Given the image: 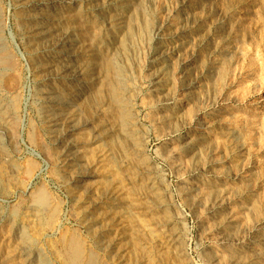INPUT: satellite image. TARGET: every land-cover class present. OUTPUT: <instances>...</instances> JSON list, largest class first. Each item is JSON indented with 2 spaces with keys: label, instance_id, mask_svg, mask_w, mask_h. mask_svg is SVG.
<instances>
[{
  "label": "rangeland",
  "instance_id": "rangeland-1",
  "mask_svg": "<svg viewBox=\"0 0 264 264\" xmlns=\"http://www.w3.org/2000/svg\"><path fill=\"white\" fill-rule=\"evenodd\" d=\"M42 1L24 0L19 7L17 0H0V56L4 57L0 58V116L6 117L0 133V264H67L74 246L84 262L91 258L94 264H264V0H116L104 6L106 13H123L124 21L129 13L141 14L144 9L152 23L145 32H137L134 44L130 42L131 58L124 66L134 119L125 117L137 123L133 146L139 155L115 146L116 161L132 156L130 170H118L110 154L102 158L95 146L87 151V160L98 164L103 176L100 189L120 186L121 217L115 218L116 223L110 214L88 229L82 225L77 202L83 192L69 181L62 167V147L46 127L43 114L44 107L49 109L48 99L39 88L49 82L32 72L26 43L29 24L21 21ZM70 1L74 4L48 5L42 14H65L70 7L68 18L73 23L68 27H79L82 15L73 10L80 2ZM92 20L98 23L97 18ZM80 24L88 34L95 29L94 21ZM113 31H107L108 36L117 33ZM84 49L76 44L75 54L82 55ZM47 54L53 56L54 51H42L43 58ZM85 59L91 57L80 61ZM87 67L84 80L91 73ZM7 75L14 78L9 87L4 86ZM54 84L60 91L72 86L65 79ZM98 85L92 86L94 92ZM103 96L97 91V104ZM100 106L104 114L84 100L76 111L78 120L92 124L110 120L107 106L103 102ZM148 183L156 194H150ZM41 199L47 202L41 204ZM159 222L180 237L178 244L166 240Z\"/></svg>",
  "mask_w": 264,
  "mask_h": 264
},
{
  "label": "bare ground",
  "instance_id": "bare-ground-1",
  "mask_svg": "<svg viewBox=\"0 0 264 264\" xmlns=\"http://www.w3.org/2000/svg\"><path fill=\"white\" fill-rule=\"evenodd\" d=\"M24 0H17V5L21 7L20 4H23ZM29 1V0H27ZM78 3L75 11L73 12L76 15H82V18L79 19V27L71 28L70 24L73 23L70 17L72 13V9L67 7L69 12L67 11L65 14L63 12L56 13L52 12V14H42L43 9H48V5H52L57 2L62 3H72L70 0H44V4L42 6L35 7L32 12L26 16H23L21 21H26L28 26V54L31 60L32 72L38 78H46L49 83H45L48 85L46 88H39V91L43 98L48 99V107L44 111V117L46 118V127L49 128V133L51 136L55 137L58 140V144L61 149V155L63 160H61L62 167L64 171L69 176V181L75 184L78 189L82 190V197L78 202L79 208L82 210L81 222L84 227L91 228L93 225L100 223L103 219L111 216L112 221L119 219L120 214H118L117 209L120 208V189L117 187L113 190L109 191L107 189H100L101 178H103L102 174L99 173L98 164L90 163L87 160V151L90 146L97 147L99 153H101V157L105 158L106 156L111 157V160L114 163H117L115 158V153H113L114 147H120V150L126 154L131 155H139L133 146V140L136 139L137 131L134 120L128 121L125 116L130 117V119H134L133 109L129 104L130 96L126 89L125 76H124V66L129 63L130 60V52H129V44L133 39L137 36V32L144 29H148L151 25L148 17H146V11L142 10V13L133 12L132 14L127 15L126 21H124L123 13L121 14H111V11L108 13L104 12V6L108 3L116 0H97V3H94L95 0H78ZM128 2V1H127ZM146 2V1H145ZM16 4L15 2H13ZM125 3V2H124ZM143 3V2H140ZM148 2H146V5ZM68 4V5H69ZM121 4V3H120ZM130 4V3H129ZM126 4L127 6H130ZM137 4V3H136ZM55 5V4H54ZM53 5V6H54ZM139 5V4H137ZM136 5V6H137ZM145 5V4H144ZM140 7V5H139ZM143 8V7H141ZM119 9V8H118ZM134 9V8H133ZM138 9V8H137ZM140 10V9H139ZM120 10H118L119 12ZM150 11V10H149ZM117 12V11H116ZM17 13V12H16ZM27 14V12L25 11ZM121 13V12H120ZM126 14V13H125ZM17 15V14H16ZM85 15V17H83ZM100 16V17H99ZM17 17V16H16ZM79 17V16H78ZM90 17V19H89ZM92 17L98 19V23L94 21L95 29L92 33L88 34L87 31L84 30L83 24L92 22ZM123 19V21H122ZM100 20V21H99ZM86 21V22H85ZM97 21V20H96ZM152 21V20H151ZM17 22V21H16ZM76 21L75 23H77ZM56 23V24H55ZM124 23H126L124 25ZM97 24V25H96ZM154 25V23H153ZM75 26V25H74ZM224 26V25H223ZM23 27V26H22ZM21 27V28H22ZM94 27V26H93ZM92 27V28H93ZM155 27V26H154ZM222 27V26H221ZM86 28V27H85ZM27 30V29H26ZM112 32L113 30L117 33L109 36L107 31ZM143 30V31H144ZM113 31V32H114ZM148 31V30H147ZM145 32V31H144ZM151 33V32H150ZM149 33V34H150ZM157 33V32H156ZM27 34V33H26ZM219 34V32H218ZM24 35V34H23ZM153 36V35H152ZM149 38V37H147ZM226 38V37H225ZM150 39V38H149ZM141 41V39L139 38ZM145 40V39H143ZM152 40V39H151ZM221 40V38H220ZM225 40V39H224ZM81 43L85 49L83 50V54L76 53L75 46L76 44ZM141 42L138 41V44ZM146 43V41H145ZM202 43V42H201ZM5 44V43H4ZM134 44V42H133ZM147 44V43H146ZM132 45V44H131ZM141 45V44H140ZM138 45V47L140 46ZM145 45V44H144ZM78 46V45H77ZM81 46V45H80ZM136 46V45H135ZM3 47V46H2ZM146 47V46H145ZM224 48V47H223ZM6 49V48H5ZM53 50V56L48 55L45 58L42 57L43 50ZM140 49V47H139ZM142 49V48H141ZM145 49V48H144ZM220 49V48H219ZM218 49V50H219ZM227 49V48H226ZM225 49V50H226ZM3 50V49H2ZM8 50V49H7ZM138 50V48H137ZM133 51V50H132ZM144 51V50H143ZM5 52V51H4ZM6 53V52H5ZM143 53V52H142ZM230 53V52H229ZM135 54V52H134ZM161 54V53H159ZM6 55V54H5ZM9 55V54H8ZM11 55V54H10ZM136 55V54H135ZM139 55V53H138ZM136 55V56H138ZM162 55V54H161ZM7 56V55H6ZM21 56V54H20ZM91 57L88 61H80L81 58ZM28 57V58H29ZM0 58L4 59L3 55ZM9 58V57H7ZM137 58V57H136ZM140 59V58H139ZM133 60V59H132ZM5 61V60H4ZM139 61V60H138ZM161 61V60H160ZM79 62V63H78ZM81 62V63H80ZM133 62V61H132ZM131 62V63H132ZM7 63V62H6ZM130 63V64H131ZM135 63V61H134ZM143 63V62H142ZM165 64V62H164ZM6 65V64H5ZM133 65V64H132ZM160 65V64H159ZM86 66L90 67V76L88 80H84V75L86 73ZM163 66V63H162ZM161 66V67H162ZM167 66V64H166ZM87 67V69H88ZM127 67V66H126ZM163 69V68H162ZM161 69V70H162ZM156 70V69H155ZM167 70V69H166ZM160 71V70H159ZM1 73V72H0ZM8 73V72H7ZM157 73V71H156ZM3 74V73H2ZM110 75V76H109ZM135 75V74H133ZM1 76V75H0ZM163 76V75H162ZM166 76V75H165ZM137 77V76H136ZM161 77V75H160ZM167 78V77H166ZM166 78L164 80H166ZM3 79V78H1ZM56 79H65L72 86L69 91H60L58 87H56L55 80ZM4 86H10L14 81L13 76L7 75L4 77ZM128 80V79H127ZM132 80V79H131ZM159 80V79H158ZM157 81V80H156ZM155 81V82H156ZM168 81V80H167ZM99 84L96 88V92L92 89L93 85ZM129 83V82H128ZM134 83V81L132 82ZM131 83V84H132ZM60 84V83H59ZM13 86V85H12ZM43 86V85H42ZM64 86V84H63ZM129 86V85H128ZM138 86V85H137ZM164 86V85H163ZM162 86V87H163ZM99 87V88H98ZM134 87V86H133ZM63 88V87H62ZM66 89V88H65ZM155 89V88H154ZM131 90V89H130ZM97 91L101 92V95L104 94V100L101 103H96L95 96ZM138 93V92H137ZM132 95V94H130ZM164 95V94H163ZM100 96V95H99ZM133 96V95H132ZM101 97V96H100ZM98 97V98H100ZM134 97V96H133ZM132 97V98H133ZM136 97V96H135ZM40 100V99H39ZM38 100V101H39ZM87 101L90 105H97L95 107L98 114H104L103 108H100V104H105L107 106L108 112L110 113V120H105L104 122H99L92 124L88 119L78 120L77 113L81 108L82 102ZM166 100V99H165ZM45 101V100H44ZM81 101V102H80ZM80 102V103H79ZM79 103V104H78ZM0 103V110H1ZM14 104V103H13ZM3 105V104H2ZM41 105V103H40ZM87 105V104H86ZM135 105V103H134ZM89 106V105H88ZM103 106V105H102ZM105 106V107H106ZM83 107V105H82ZM86 106L83 108L85 109ZM93 107V106H92ZM87 108V107H86ZM90 108V107H89ZM88 108V109H89ZM83 109V110H84ZM16 110V109H15ZM40 110V109H39ZM82 110V109H81ZM91 111V109H90ZM95 111V110H94ZM107 111V110H106ZM202 111V110H201ZM3 112V111H2ZM10 112V111H9ZM43 112V111H42ZM80 112V111H79ZM82 112V111H81ZM93 112V111H92ZM135 112V111H134ZM90 113V112H88ZM107 113V112H106ZM2 114V113H1ZM82 114V113H81ZM91 114V113H90ZM96 114V113H95ZM94 114V115H95ZM8 115V114H7ZM12 115V114H11ZM80 115V114H79ZM78 115V116H79ZM84 115V113H83ZM93 115V116H94ZM90 116L89 117H93ZM137 116V115H136ZM43 117V116H42ZM106 117V116H104ZM81 118V117H80ZM87 118V117H86ZM99 118V117H98ZM103 118V117H102ZM10 119V118H8ZM7 119V120H8ZM93 119V118H92ZM91 119V120H92ZM104 119V118H103ZM5 116H0V133L2 132V124L5 126ZM101 120V119H100ZM137 120V119H136ZM9 121V120H8ZM13 121V120H12ZM98 121V120H97ZM139 121V120H138ZM11 122V121H10ZM45 122V121H44ZM140 122V121H139ZM10 125V124H9ZM142 124H140L141 126ZM139 127V126H138ZM142 130V129H141ZM141 132V131H140ZM3 133V132H2ZM142 133V132H141ZM1 135V134H0ZM35 135H37L35 133ZM34 135V136H35ZM86 135V136H85ZM30 136V135H29ZM140 137V136H138ZM144 137V136H143ZM142 137V138H143ZM196 137V136H195ZM204 137V136H203ZM31 138V137H30ZM51 138V137H50ZM141 139V138H140ZM43 140V139H42ZM200 140V139H199ZM142 141V140H141ZM140 141V143H141ZM39 142V141H38ZM37 142V143H38ZM41 142V141H40ZM39 142V143H40ZM53 142H56L53 140ZM136 142V141H135ZM139 142V141H138ZM138 142L136 144H138ZM36 143V142H35ZM43 143V142H42ZM187 143V142H186ZM41 144V143H40ZM37 146V145H36ZM39 146V145H38ZM43 146V145H42ZM45 146V142H44ZM140 146V145H139ZM47 147V146H46ZM45 147V148H46ZM141 147V146H140ZM139 148V147H138ZM59 149V148H58ZM118 150V149H116ZM114 150V151H116ZM119 150V151H120ZM58 151V150H57ZM91 151V150H90ZM118 151V153H119ZM140 151H143L142 149ZM89 153V152H88ZM92 153V152H90ZM89 153V154H90ZM97 153V152H96ZM142 153V152H141ZM92 155V154H91ZM122 155V154H121ZM128 157H132V156ZM60 156V155H59ZM99 156V155H98ZM118 156V154H117ZM124 156V155H123ZM3 157V156H2ZM7 157V156H6ZM4 157V158H6ZM61 157V156H60ZM125 157V156H124ZM127 156L125 158H121L120 162L117 163L118 170H125L126 167L129 166V161ZM8 158V157H7ZM10 158V157H9ZM91 158H93L91 156ZM139 158V157H138ZM59 159V158H58ZM108 159V158H107ZM141 159V158H140ZM44 160V159H43ZM104 160V159H103ZM119 160V159H118ZM91 161V160H90ZM96 161V160H94ZM142 161V160H141ZM140 161V162H141ZM43 162V161H42ZM102 162V161H101ZM108 162V161H107ZM111 162V161H110ZM134 162V161H133ZM144 162V161H142ZM136 163V162H135ZM111 164V163H110ZM109 164V165H110ZM131 164V162H130ZM137 164V163H136ZM140 164V163H139ZM138 164V165H139ZM143 164V163H142ZM106 165V164H105ZM132 165V164H131ZM144 165V164H143ZM231 165V164H230ZM61 166V165H60ZM100 166V165H99ZM111 166V165H110ZM113 166V165H112ZM116 166V164H115ZM147 166V165H146ZM61 167V168H62ZM137 167V166H136ZM101 168V167H100ZM103 168V167H102ZM109 168V167H108ZM135 168V167H134ZM139 168V167H138ZM116 169V168H115ZM128 170L129 167L127 168ZM106 170V169H105ZM105 170H103L105 172ZM114 170V168H113ZM127 170V171H128ZM63 171V170H62ZM116 171V170H115ZM138 172V169L136 170ZM151 171V170H150ZM64 172V173H65ZM153 172V170H152ZM106 173V172H105ZM112 173V172H111ZM109 173V174H111ZM118 173V171H117ZM122 173V172H121ZM127 173V172H126ZM129 173V171H128ZM127 173V174H128ZM135 173V172H134ZM141 173V172H140ZM130 174V173H129ZM147 174V172H146ZM105 175V174H104ZM121 175V174H120ZM119 175V176H120ZM108 176V173H107ZM110 176V175H109ZM117 176V175H116ZM132 176V175H131ZM136 176V175H135ZM118 177V176H117ZM151 177V176H150ZM111 178V177H110ZM122 178V177H121ZM125 178V177H124ZM113 179V177H112ZM118 179V178H117ZM115 179V181L117 180ZM127 179V178H126ZM134 179V178H133ZM136 179V178H135ZM140 179V178H139ZM142 179V177H141ZM151 179V178H150ZM143 180V179H142ZM158 180V179H157ZM107 181V180H105ZM119 181V180H118ZM126 181V180H125ZM129 181V180H128ZM133 181V180H132ZM130 181V182H132ZM104 182V181H103ZM109 182V181H108ZM129 182V183H130ZM140 182V181H139ZM142 182V181H141ZM113 183V181H112ZM111 183V184H112ZM119 183V182H118ZM122 183V180H121ZM138 183V182H137ZM117 184V183H116ZM123 184V183H122ZM135 184V183H134ZM143 184V183H142ZM147 187L150 188V194H154L153 184L148 183ZM42 185V184H41ZM119 185V184H118ZM72 186V185H71ZM104 186V185H103ZM102 186V187H103ZM107 186V185H106ZM116 186V185H115ZM124 186V185H123ZM155 186V185H154ZM22 187V186H21ZM19 188V187H18ZM23 188V187H22ZM41 188V187H40ZM104 188V187H103ZM113 186L111 187V189ZM122 188V187H121ZM134 188V186H133ZM162 188V187H161ZM39 189V188H38ZM124 189V188H123ZM129 189V188H128ZM211 189V188H210ZM135 190V189H133ZM146 190V189H145ZM156 190V188H155ZM42 191V190H41ZM76 191V190H75ZM125 191V190H124ZM123 191V192H124ZM43 192V191H42ZM77 192V191H76ZM74 193V192H73ZM46 194V193H45ZM123 194V193H122ZM156 194V193H155ZM218 194V193H217ZM71 195V194H70ZM75 195V194H74ZM78 194H76L77 197ZM80 195V194H79ZM78 195V197H79ZM124 195V194H123ZM159 195V194H158ZM81 196V195H80ZM150 196V195H148ZM74 197V196H73ZM75 197V198H76ZM153 197V196H152ZM42 198L43 197H38ZM44 198H47L45 196ZM49 198V197H48ZM154 198V197H153ZM217 198V197H215ZM219 198V197H218ZM47 202L46 200L42 201ZM122 199V198H121ZM155 199V198H154ZM160 199V197H159ZM167 199V198H166ZM226 199V198H225ZM40 200V199H37ZM214 200V199H213ZM35 201V200H34ZM33 201V202H34ZM49 201V200H48ZM74 201V200H73ZM127 201V200H126ZM160 202L162 200H159ZM128 202V201H127ZM132 202V201H131ZM131 202H129L131 204ZM156 202V201H155ZM166 202V201H164ZM163 202V204H164ZM213 202V201H212ZM216 202V201H215ZM35 203V202H34ZM75 203V202H74ZM219 203V202H218ZM216 203V204H218ZM40 204V202H39ZM40 204V205H41ZM49 204V203H46ZM76 204V203H75ZM128 204V203H127ZM159 204V203H158ZM168 204V203H167ZM220 204V203H219ZM124 206L123 204H121ZM156 205V204H155ZM209 205V204H208ZM212 205V204H210ZM215 205V204H213ZM126 206H129L126 205ZM157 206V205H156ZM39 207V206H38ZM44 207V206H43ZM158 207H162L161 204ZM126 208V207H125ZM131 208V207H130ZM155 208V207H154ZM210 208V206H209ZM36 208H34L35 210ZM122 209V208H121ZM159 209V208H158ZM167 209V208H166ZM26 210V209H25ZM31 210V209H29ZM42 210V209H41ZM46 210V209H44ZM43 210V211H44ZM77 210V209H76ZM127 210V209H126ZM153 209H151L152 211ZM53 211V210H52ZM30 212V211H29ZM41 212V211H40ZM45 212V211H44ZM75 212V211H74ZM73 212V213H74ZM122 212V211H121ZM33 213V212H31ZM37 213V210H36ZM81 213V212H80ZM34 214V213H33ZM40 214V213H39ZM78 214V213H77ZM126 214V213H124ZM130 214V213H129ZM155 214V213H154ZM11 215V214H10ZM36 215V214H35ZM37 216V215H36ZM42 216V214H41ZM41 216L38 218H41ZM93 216V217H92ZM77 217V216H76ZM124 217V216H123ZM80 218V217H79ZM116 218V219H115ZM108 219V218H107ZM125 218H123L124 220ZM132 219V218H131ZM169 219V218H168ZM167 219V220H168ZM220 219V217H219ZM120 220V219H119ZM226 220V218H225ZM80 221V220H79ZM105 221V220H104ZM107 221V220H106ZM161 221V219H160ZM223 221V219H222ZM228 221V220H227ZM109 222V221H108ZM107 222V223H108ZM116 222V221H115ZM124 221H122L123 223ZM139 222V221H138ZM171 222V221H170ZM33 223V222H32ZM102 223V222H101ZM104 223V222H103ZM118 223V221L116 222ZM224 223V222H223ZM112 224V223H111ZM157 224V223H156ZM81 225V226H82ZM101 225V224H100ZM119 225V224H118ZM221 225V224H220ZM223 225V224H222ZM229 225V224H228ZM104 226V225H103ZM111 226V225H110ZM122 226V224L120 225ZM159 230L165 229V233L163 236L172 241L173 244H178V236L174 231H168L166 223L162 222L158 224ZM174 226V225H173ZM15 227V224H14ZM13 227V228H14ZM18 227V226H17ZM95 227V226H93ZM125 227V226H124ZM175 227V226H174ZM172 227V228H174ZM100 229V226L97 227ZM108 231V229L103 227ZM118 228V226L116 227ZM86 229V228H85ZM86 229V230H87ZM119 229V228H118ZM124 229V228H123ZM175 229V228H174ZM173 229V230H174ZM15 230V229H14ZM85 230V231H86ZM95 230V229H94ZM93 230V231H94ZM103 230V229H102ZM17 231V230H16ZM90 231V230H89ZM99 231V230H98ZM117 231V230H116ZM104 232V231H103ZM97 233V232H96ZM119 235V232H117ZM124 233V232H123ZM23 234V233H22ZM151 234V233H150ZM180 234V233H179ZM16 235V234H15ZM34 235V234H32ZM51 235V234H49ZM94 235V234H93ZM110 235V234H109ZM17 236V235H16ZM15 236V237H16ZM100 236V235H99ZM115 236V235H114ZM120 236V235H119ZM118 236V237H119ZM123 236V235H122ZM181 236V235H180ZM43 237V236H42ZM73 237V236H72ZM111 237H113L111 235ZM117 237V238H118ZM125 237V236H124ZM97 238V237H96ZM100 238V237H99ZM130 238V237H129ZM254 238V237H253ZM60 239V238H59ZM77 239V237H76ZM110 239V237L108 238ZM108 239L106 241H108ZM120 239V238H119ZM30 240V239H29ZM62 240V239H61ZM73 240V239H72ZM71 240V241H72ZM100 240V239H99ZM102 240V239H101ZM111 240V239H110ZM80 241V240H79ZM96 241V240H95ZM115 241V240H114ZM169 241V240H168ZM76 242V241H75ZM73 242V243H75ZM102 242V241H101ZM112 242V241H111ZM110 242V243H111ZM167 242V241H166ZM69 243V242H68ZM67 243V244H68ZM81 243V242H79ZM108 242H106L107 244ZM109 243V244H110ZM116 243H118L116 241ZM119 243H123L122 241ZM168 243V242H167ZM171 243V242H170ZM169 243V244H170ZM181 243V242H180ZM77 244V243H76ZM83 244V243H82ZM81 244V245H82ZM105 244V245H106ZM96 245V244H95ZM99 245V244H98ZM105 245H103L105 247ZM181 245V244H180ZM31 246V245H30ZM70 246V244H68ZM67 246V247H68ZM97 246V245H96ZM102 246V245H101ZM120 246V244H119ZM175 246V245H174ZM179 246V245H177ZM22 247V246H21ZM25 247V246H24ZM66 247V246H65ZM75 249L70 250L67 255V264H94V262L90 260L84 262L81 256V251H78L76 246ZM82 247V246H81ZM109 246H106L108 249ZM117 247V246H116ZM115 247V248H116ZM124 247V246H122ZM23 248V247H22ZM80 248V247H79ZM88 248V247H87ZM175 248V247H174ZM173 248V249H174ZM182 248V247H181ZM66 249V248H65ZM82 249V248H81ZM176 249V248H175ZM179 249V248H177ZM250 249V248H249ZM34 250V249H33ZM117 250V248H116ZM23 251V250H22ZM104 251V250H103ZM125 251H127L125 249ZM62 252V251H61ZM116 252V251H115ZM120 252V251H119ZM178 252V251H176ZM175 252V253H176ZM27 253V252H26ZM38 253V252H37ZM63 253V252H62ZM90 253V252H89ZM105 253V252H104ZM87 254V252H86ZM96 252L93 254L95 255ZM119 254V253H118ZM121 254V253H120ZM180 254V253H178ZM107 255V254H106ZM117 255V254H116ZM181 255V254H180ZM184 255V254H182ZM258 255V254H257ZM256 255V256H257ZM59 256V255H58ZM86 256V255H85ZM97 256V255H95ZM113 256V255H112ZM236 256V255H235ZM18 257V256H17ZM31 257V256H30ZM37 257V256H36ZM94 257V256H93ZM122 257V256H121ZM124 257V254H123ZM16 258V257H15ZM38 258V257H37ZM41 258V257H40ZM39 258V259H40ZM61 258V257H60ZM112 258V257H107ZM132 258V257H130ZM85 259V258H84ZM97 258H95L96 260ZM120 259V258H119ZM29 260V259H28ZM32 260V259H31ZM113 260V259H112ZM42 261V260H41ZM45 261V260H44ZM63 261V260H62ZM66 261V260H65ZM64 261V262H65ZM150 261V260H149ZM27 262V261H26ZM43 262V261H42ZM54 262V261H53ZM98 262V261H97ZM115 262V261H114ZM2 263V262H1ZM123 263V262H122ZM125 263V262H124ZM6 264V263H5ZM100 264V263H99ZM126 264V263H125Z\"/></svg>",
  "mask_w": 264,
  "mask_h": 264
}]
</instances>
